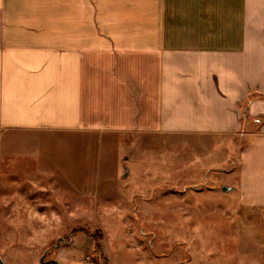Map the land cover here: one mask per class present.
Wrapping results in <instances>:
<instances>
[{
    "label": "crops",
    "instance_id": "obj_1",
    "mask_svg": "<svg viewBox=\"0 0 264 264\" xmlns=\"http://www.w3.org/2000/svg\"><path fill=\"white\" fill-rule=\"evenodd\" d=\"M129 132L237 146L264 211V0H0V202L50 166L33 135Z\"/></svg>",
    "mask_w": 264,
    "mask_h": 264
},
{
    "label": "rangeland",
    "instance_id": "obj_2",
    "mask_svg": "<svg viewBox=\"0 0 264 264\" xmlns=\"http://www.w3.org/2000/svg\"><path fill=\"white\" fill-rule=\"evenodd\" d=\"M37 137L34 161L50 166L5 179L23 198L10 204L3 191L5 264H264V211L224 190L237 146L138 132Z\"/></svg>",
    "mask_w": 264,
    "mask_h": 264
},
{
    "label": "water",
    "instance_id": "obj_3",
    "mask_svg": "<svg viewBox=\"0 0 264 264\" xmlns=\"http://www.w3.org/2000/svg\"><path fill=\"white\" fill-rule=\"evenodd\" d=\"M228 189H229L228 187H226V186L224 187V190H228ZM44 256L45 255L42 256V261L44 259ZM47 262L50 263V264H57L58 263L57 260H54V259L49 260ZM0 264H5L4 261H3V259L1 257H0Z\"/></svg>",
    "mask_w": 264,
    "mask_h": 264
}]
</instances>
